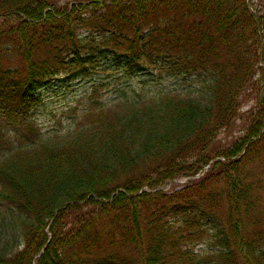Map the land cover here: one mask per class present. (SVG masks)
Wrapping results in <instances>:
<instances>
[{
	"label": "trees",
	"instance_id": "obj_1",
	"mask_svg": "<svg viewBox=\"0 0 264 264\" xmlns=\"http://www.w3.org/2000/svg\"><path fill=\"white\" fill-rule=\"evenodd\" d=\"M57 2L0 0V200L21 248H3L0 264H186L204 227L216 250L207 264H264L261 195L243 173L264 155V94L209 184L170 197L139 192L191 171L192 157L207 166L204 151L264 73L253 69L262 38L247 0ZM101 65L142 85L104 101L98 80L65 131L43 133L42 92ZM142 77L191 83L154 93Z\"/></svg>",
	"mask_w": 264,
	"mask_h": 264
},
{
	"label": "rangeland",
	"instance_id": "obj_2",
	"mask_svg": "<svg viewBox=\"0 0 264 264\" xmlns=\"http://www.w3.org/2000/svg\"><path fill=\"white\" fill-rule=\"evenodd\" d=\"M65 0H58L57 4L64 3ZM251 11L255 14V21L258 24L261 31L262 38V50L263 58L258 61L256 67L253 69L258 72V67L264 68V0H247ZM252 58L248 59V63H252ZM102 62V61H101ZM104 65H101L100 71L93 74L91 77L76 82H68L63 78H59L52 82L50 86L42 92L44 97V108L37 112V123L43 133H49L51 131L60 130L65 131L68 125L72 124V119L78 115L85 107L89 105V99L86 98L91 91L92 85L96 84L98 80H102V86H100V98L110 100L117 92L118 86L127 88V84L132 89L133 87H139L142 84L139 78L123 77V74L117 73L114 69L104 71ZM252 70V72L254 71ZM264 73L258 72L253 75L248 83V86L241 91L239 95L238 108L236 112V120L227 129L220 131L218 136L210 144L211 146L204 151L208 153L212 158L207 166L202 167V160L198 161L192 157V161L186 164V168L191 166V171L182 168L180 171L174 173L173 179H167L157 185L155 189H150L147 186L141 187L139 192L152 193L159 191L164 196L170 197L177 192L183 191L184 187L191 186L198 190V185L203 181L206 184L212 179L210 175L216 174L219 168H213V164L223 161V158L218 156L219 153L230 147L236 140L243 137L245 130V121L251 120L252 115L255 114L259 101L264 94ZM149 77H142V81L146 86L154 93L156 92H181L190 81H184L182 79H164V80H151L150 84L147 83ZM119 79V80H118ZM209 158V159H210ZM243 173L246 174L249 179L251 176L253 180L258 184V192L261 195V201L256 206L259 209L257 218L259 224L264 229V155L262 159H259L255 164H246L243 166ZM207 176V177H206ZM207 181H206V180ZM209 184V183H207ZM207 190V185H205ZM173 229L181 225V219H173L170 222ZM18 226L12 222L10 214L4 207V204L0 200V251L3 248H7V251L15 252L20 250L18 247L20 238L18 233ZM188 229L198 231V228L189 226ZM203 230L195 241L188 243V248L192 251L190 259L184 258L183 261L186 264H207L211 259H208L212 252L216 251L212 248L211 231L206 227L200 228ZM47 230H45L46 232ZM200 232V231H199ZM17 236V237H15ZM6 246V247H5ZM213 261V260H212ZM170 263V262H169ZM134 264H139L137 260H134ZM170 264H180L179 261ZM210 264V263H209Z\"/></svg>",
	"mask_w": 264,
	"mask_h": 264
}]
</instances>
